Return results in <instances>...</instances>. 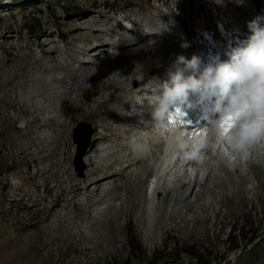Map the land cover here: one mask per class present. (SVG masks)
Here are the masks:
<instances>
[{
  "label": "bare ground",
  "instance_id": "1",
  "mask_svg": "<svg viewBox=\"0 0 264 264\" xmlns=\"http://www.w3.org/2000/svg\"><path fill=\"white\" fill-rule=\"evenodd\" d=\"M171 1L179 7L180 11L170 4V0H162L154 4L139 0L135 11L127 13L128 17L135 20L146 31L154 33L155 36L139 35L136 27L130 25L128 21V29L122 30L120 27L124 20L111 8H100V13L104 14V17L91 16L84 22L85 26L94 28V38L98 41L97 44L87 42L80 44L78 38L73 35L75 31H79V25L73 24L70 34H61L64 43L68 44V48H64L55 39H52L51 45H46V42L42 40L38 46L39 50L44 51L43 55L35 49L29 48L28 52L19 51L16 56L7 54V59L0 57V145L14 141L26 157L39 160L38 171L44 181L50 176L59 177L63 173L68 174L71 177L70 182L66 186H62L60 178L58 185L61 190L71 191V195L66 199L67 202L74 200L76 203L75 213H81V217L85 219L82 220V225L83 221L87 219L88 224L95 227L96 230H100L101 226L103 227L100 235L96 237L97 240L100 237L110 235L106 225L109 218L113 217L114 227H118L126 199L121 201L120 208L115 205L113 199L123 198L119 189L123 186L127 188L128 184L126 183L128 182L134 181L133 185L136 189L130 191L133 198L140 197L143 201H148L151 194L162 193L161 198L154 201L156 210L161 213L160 216L156 217L157 223L154 226L156 228L163 226L164 212L168 210L170 203V217L176 220L180 216L185 223H188L190 219L181 210V201L189 203V208L194 207L196 209L197 206H201L200 209L203 211L212 208L216 213L220 208L215 206L214 198L218 196L217 202L223 204L225 200L238 194L243 183L242 180H246V178L249 180L250 178L249 175H246L248 171L253 173L252 177L260 181L259 176L263 170L260 163H264V144L260 141L248 147V153L243 157V160L241 157L236 160L235 153L232 154L234 156L232 161L224 160L213 153L212 147L215 139L213 140L214 137H211V134L205 136L206 126L204 127V123L187 130V132L193 133L190 141L196 139L198 142L203 140L206 143L210 140L209 145L203 146L202 151L199 152L204 159L201 164L202 174H198V168L195 167L193 181L188 176L187 169L180 172L166 167L163 169L165 175L157 176L161 165L159 157L162 152L163 134L154 132L152 122L157 126L160 123L154 119L149 104L152 95L151 84L156 78L152 75L140 86L133 84L132 81L135 77H150L148 72L151 70L157 72L155 61L165 57L167 53L176 52L179 55H186L189 59L193 54H197L202 57L204 65L215 63L217 60H227L229 58L227 52L241 43L248 35L247 21L257 15L264 14V0H256L258 6L251 3L252 1H241L238 4L239 13L229 6H223L216 2L215 6L221 7L226 15L217 14L213 18L209 15L207 6L206 15L199 18L194 12V8L200 7L201 4H194V1L191 0L187 4L181 0ZM122 9L125 11L124 8ZM179 23L184 26L186 31L178 27ZM156 25L159 28H156ZM155 29L158 31L154 32ZM132 38H137L138 41H134ZM184 41H187L190 47L182 48L181 44ZM145 48L148 52L146 55L142 52ZM192 48L197 49V52L191 51ZM52 49L59 51L51 55L49 50ZM85 49H88L91 54L83 53ZM64 52L67 54L63 55ZM31 54L32 57L29 56ZM101 55L103 58H100ZM121 57L126 58L127 65L126 62L120 60ZM135 61L138 63L135 64ZM116 68H120L123 74L117 73ZM97 72L100 75L95 77ZM165 72L166 70L160 72L157 78L165 79ZM88 76L94 77L93 84L82 86ZM128 80L129 82H127ZM97 81L103 83L102 89L107 91V95L98 90ZM18 86L22 87V93L20 95L16 93L14 97L5 101L4 97L7 90L9 88L16 89ZM73 86L74 89H72ZM92 92H99V96L96 98L97 103L111 110L110 118L116 123L114 126H110L105 121L100 122V125L108 133H98L96 139L105 138L104 142L100 147H94L92 152L89 151L86 156L88 160L91 157L95 158L97 168L92 167L89 175L77 180L71 166L66 163L63 166L61 164L70 156L69 152L65 153L70 143L68 137L70 121L80 111L83 98L88 97ZM15 98L23 103L28 101L31 105L30 111L36 113L31 117H25L22 126H16V129L25 128L26 139L23 142L20 141L19 137H12L2 132L3 125L7 126L11 116L3 107L13 105ZM191 100L193 107H185L179 112L185 119L189 118L190 112L193 111L196 102L199 101L196 96H192ZM196 107H198L199 115L205 114L202 109L205 108V105L202 108ZM94 108L95 106L91 107V113ZM25 113L27 114V109ZM184 138L183 136L181 141L185 140ZM133 140L144 146L140 155L136 152L139 150L133 149ZM216 141H219L222 146H226L229 150L224 139L217 138ZM34 146L36 151L32 149ZM61 147L63 148L61 155L50 156ZM45 157L48 158L47 164H41ZM242 161H247L249 168L244 167L245 164ZM113 162L119 163L120 169H126L123 177L115 175V169L111 168ZM230 165L240 176V181L234 178ZM144 170L147 172L146 177H149L148 187L156 185L154 188L146 187V190L143 189L144 179L138 175ZM27 172L29 171L27 170ZM19 173L25 172L20 169ZM102 174L106 175L104 179H101ZM146 177L145 179H147ZM25 180L30 181L32 178L27 175ZM171 181H184L185 184L175 182L176 184L170 185ZM88 182L94 183V186ZM195 183L200 185L198 189L195 188ZM227 185L232 188L228 193L222 190ZM19 186L20 183L17 187ZM216 186L220 188L216 189ZM143 190L145 192L142 195L141 191ZM183 190L194 191L195 200L189 202L188 196H183ZM206 190L210 192L206 193ZM192 197L193 195L191 199ZM239 201L244 206V200ZM135 203L133 204L134 207L137 206ZM45 212L48 214L47 211ZM107 212H112V214L109 215ZM67 213L69 212L59 211L54 219L56 225L51 226L50 229L55 232L60 230L68 233L74 223L71 220L74 218L70 220ZM206 218L207 216H201L200 213L192 217L193 221ZM6 225H14L16 230L13 235L8 236L9 242L13 246L10 254L17 253L20 257L25 258L37 257L40 249L45 245V242L39 244L37 242V240H41L39 230L43 226L35 224L36 230L28 232L29 235L24 240L22 236L26 231V225L17 227L15 222L11 220H8ZM77 225L79 232L76 234L87 236L84 229L79 224ZM57 238L54 235L53 241ZM38 259H43V257L39 256Z\"/></svg>",
  "mask_w": 264,
  "mask_h": 264
},
{
  "label": "rangeland",
  "instance_id": "2",
  "mask_svg": "<svg viewBox=\"0 0 264 264\" xmlns=\"http://www.w3.org/2000/svg\"><path fill=\"white\" fill-rule=\"evenodd\" d=\"M143 1L154 4L162 0ZM181 1L187 4L190 0ZM191 1H194V4H201L200 7L194 8V12L199 18L206 15V6L209 8V15L213 18L217 14L226 15L221 7L215 6L216 2L223 6H229L239 13L238 4L244 0ZM245 1H252L251 3L258 6L256 0ZM138 2L139 0H0V57L7 59V54L16 56L19 51L28 52L29 48H33L43 55L44 51L39 50L38 46L42 40L46 42V45H51L52 39H55L64 48H68L69 46L64 43L61 34H70L73 24L79 25V31H75L73 35L78 38L80 44L86 42L97 44L98 41L94 38V28L85 26L84 22L91 16L104 17V14L100 13V8H111L115 11L124 20L120 27L122 30L128 29V21L130 25L136 27L139 35L155 36L154 33L146 31L135 20L127 16L128 12L135 11ZM170 4L180 11L179 7L171 0ZM66 12L75 14L66 16ZM144 17L146 18V16ZM178 27L186 31L180 23ZM156 28L159 26L156 25ZM155 31L158 30L155 29ZM132 40L138 41L137 38H132ZM190 50L197 52V49L192 48ZM58 51V49L49 50L51 55L58 53ZM142 52L145 55L148 54L147 48L143 49ZM157 52L159 53V51ZM83 53L91 54L88 49H85ZM65 54L67 53L64 52L63 55ZM177 55L179 54L176 52L167 53L165 57L156 60L154 64L158 71H149L150 77H135L132 81L133 84L140 86L152 75L157 78L158 74L164 72L171 60L175 59ZM29 56L32 57V54ZM100 58H103V55ZM120 60L126 62L125 57H121ZM134 63L137 64L138 62L135 61ZM125 64L127 65V62ZM116 72L123 74L120 68H116ZM46 74L49 73L46 72ZM99 75V72L95 73V77ZM92 82H94V77L88 76L82 86H89L93 84ZM96 84L98 90L107 95V91L102 89L103 83L97 81ZM16 93L18 95L22 93L21 86L16 87V89L9 88L4 100L8 101ZM98 96L99 92H92L88 97L83 98L80 111L70 121L68 134L70 143L65 150V153L69 152L70 156L62 161L61 166L64 163L70 165L77 180L89 175L92 167L97 168L95 158L91 157L88 160L86 156L89 151L92 152L94 147H100L104 142L105 138L96 139L98 133H108L100 125V122L105 121L110 126H114L116 123L110 118L111 110L97 103L96 98ZM92 106L95 108L91 113ZM30 107L28 101L23 103L17 98H15L13 105L3 107L11 115L7 126L3 125V134L19 137L20 141L23 142L26 139L25 128L16 129V126H22L25 117L36 114L30 111ZM26 109L27 114L25 113ZM77 134L80 138L79 141L76 140ZM80 142L82 145L87 142L83 152H79ZM62 147L50 156L61 155ZM32 149L36 151L35 146ZM136 152L141 154V150ZM247 153L248 149L242 153V160L244 159L242 157L246 156ZM47 159L45 157L41 164H47ZM242 162L245 164L244 167L249 168L247 161ZM260 165L263 169L259 176L260 181L252 177L253 173L248 171L246 175H249L250 178L249 180L247 178L242 180L243 183L238 194L225 200L223 204L217 202L218 196L214 198L215 206L220 208L216 213L212 208L207 211L200 209L201 206H197L196 209L194 207L189 208V203L181 201V210L190 219L188 223H185L180 216L176 220L170 217V203L168 210L164 212L163 226L156 228H154L157 223L156 217L160 216L161 213L156 210L154 201L160 199L162 193L151 194L148 201H143L140 197L133 198L130 191L136 189L133 185L134 181L128 182L126 183L128 184L127 188L123 186L119 189L123 198L113 199L118 208L122 205L121 201L126 199L118 227H114V218H109L106 225L110 235L100 237L97 240L96 237L100 235L103 227L101 226L100 230H96L95 227L88 224L87 219L83 221L82 225V220L85 219L81 217V213H75L76 203L74 200L67 202L66 199L71 195V191L61 190L58 185L61 178V185L66 186L71 177L63 173L59 177L50 176L44 181L38 171L40 161L26 157L14 141H8L4 145H0V264H143L145 257L151 260V264H204L212 257L217 259L212 261V264H264V163H260ZM118 166H120L119 163L113 162L111 168L115 169L116 176L123 177L126 169H120ZM230 167L234 178L240 181V176L236 174L234 167L232 165ZM197 168L198 174L201 175L202 166L199 165ZM20 169L25 173H19ZM141 172L138 176H142L144 179L143 189L146 190L149 177H146V170ZM27 175H30L32 180L26 181ZM157 176L162 177L161 171H158ZM105 177L106 175L102 174L101 179ZM167 178L171 179L170 177ZM175 182L171 181L169 184H185L184 181ZM18 183H20L19 187H17ZM88 183L94 186V183ZM155 186L148 188L151 189ZM199 187L200 185L196 184L195 188L198 189ZM218 188L220 187L216 189ZM231 189L230 185H227L222 190L228 193ZM144 190L141 191L142 195ZM183 191V196L187 195L189 202L195 200L194 191ZM209 192L206 190V193ZM192 195L193 200L191 199ZM239 200H244V206ZM134 203L137 206L134 207ZM59 211H68L67 217H70V220L74 218L71 220L74 223L68 233L60 230L55 232L50 229L51 226L56 225L54 219ZM198 211L201 216H207V218L193 221L192 217L198 215ZM107 214L111 215L112 212H107ZM8 220L14 221L17 227L27 226L22 236L24 240L27 239L28 232L36 230L35 224L43 226L39 230L41 240H37V242L38 244L45 242V245L42 246L37 257L25 258L20 257L17 253L10 254L13 246L9 242L8 236L13 235L16 230L14 225H6ZM77 224L84 229L87 236L76 234L79 232ZM54 235L58 237L55 241H53ZM133 235L139 240V245L137 246V243L132 240L134 247L129 248L128 238H132ZM189 250L198 254L197 260L188 252ZM39 256L43 259H38Z\"/></svg>",
  "mask_w": 264,
  "mask_h": 264
},
{
  "label": "clouds",
  "instance_id": "3",
  "mask_svg": "<svg viewBox=\"0 0 264 264\" xmlns=\"http://www.w3.org/2000/svg\"><path fill=\"white\" fill-rule=\"evenodd\" d=\"M247 30L243 41L227 52V60L204 65L200 55L193 54L189 59L180 54L168 65L166 78L158 77L152 82L149 104L161 126L177 109L192 108L191 97L196 96L201 104L213 102L207 124L214 136L224 139L235 151L243 153L251 145L264 141V14L247 21ZM181 47L188 48L190 44L184 41ZM227 123L232 127L225 134ZM132 146L134 150H144L136 140ZM161 148L160 160L164 151ZM238 157L241 156L236 155L235 159ZM222 158L232 161L234 156ZM166 167L172 169L161 161V176L165 175ZM186 172L191 178L188 169ZM191 179L194 181V177Z\"/></svg>",
  "mask_w": 264,
  "mask_h": 264
},
{
  "label": "trees",
  "instance_id": "4",
  "mask_svg": "<svg viewBox=\"0 0 264 264\" xmlns=\"http://www.w3.org/2000/svg\"><path fill=\"white\" fill-rule=\"evenodd\" d=\"M75 13H69V12H66V16H70V15H73ZM242 235L244 236V233L242 232ZM134 240L136 243H137V246L139 245V240L137 239V237L135 235L132 236V238H128V246L129 248H133L134 247V244H133V241ZM191 255H193L195 257V259L197 260L198 259V254L192 250H189L188 251ZM217 260L215 257H212L211 259H208V261H206L204 264H212L211 262L212 261H215ZM144 263L143 264H151V260L146 258L144 259L143 261Z\"/></svg>",
  "mask_w": 264,
  "mask_h": 264
},
{
  "label": "snow or ice",
  "instance_id": "5",
  "mask_svg": "<svg viewBox=\"0 0 264 264\" xmlns=\"http://www.w3.org/2000/svg\"><path fill=\"white\" fill-rule=\"evenodd\" d=\"M179 114V113H178ZM229 120L231 118H228ZM170 123H176V120L174 118L170 119L169 120ZM184 122H187V121H184ZM232 125L230 123H227L226 126H225V134L228 133V131L231 129Z\"/></svg>",
  "mask_w": 264,
  "mask_h": 264
},
{
  "label": "water",
  "instance_id": "6",
  "mask_svg": "<svg viewBox=\"0 0 264 264\" xmlns=\"http://www.w3.org/2000/svg\"><path fill=\"white\" fill-rule=\"evenodd\" d=\"M76 140H77V141L80 140V138L78 137V134H77V136H76ZM86 146H87V142H85L83 145H82L81 142H80L79 152H83V151L85 150Z\"/></svg>",
  "mask_w": 264,
  "mask_h": 264
}]
</instances>
